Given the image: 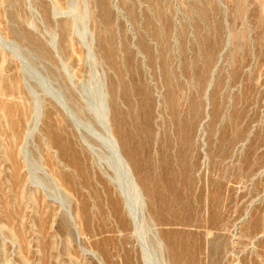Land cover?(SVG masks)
<instances>
[{
  "label": "rangeland",
  "instance_id": "obj_1",
  "mask_svg": "<svg viewBox=\"0 0 264 264\" xmlns=\"http://www.w3.org/2000/svg\"><path fill=\"white\" fill-rule=\"evenodd\" d=\"M103 1L108 7L110 16L108 30L100 26L102 22L100 0H61L62 8L59 10L55 8V12L50 0H38V7L31 5L29 6L30 10L26 4H23L20 14L24 13L23 15L28 17L33 23H38L40 32L45 38L52 37L54 32L50 30L51 27H47L41 20L43 14L47 12L51 17L55 16L59 17V19H65V16H69L73 22L74 36L78 39L77 41H83L82 39L86 37L91 43L94 40V43H96L98 34L105 38L108 31L112 32L113 44L116 49L117 59H120L123 76L120 77L119 71L105 58H103L105 59L104 61L100 59L101 64L98 65L90 61L83 68L84 71H82V64L78 65L80 61L75 56L71 63L74 62L73 64H76L75 67L73 66L77 70L76 74L80 73L74 79V83L79 85L80 91L85 88L87 92H97L101 83L109 85L111 80L114 81V78L120 77L118 78L120 84L122 85V82L124 84L128 83L130 92H149L153 102L151 105V111H153L150 126L153 131V138L156 139L151 148L150 162L140 173L148 177L150 181L156 180L155 184L157 186L154 187L159 188L161 197L158 196L159 199L155 197L152 201L155 207L157 206L156 208L161 210L163 217L161 222L155 219L156 224L151 220L142 219V221L141 218L136 219L135 230L140 235L138 237V239L140 238L139 242L145 236L143 241L146 240L145 245L147 243L145 254L147 258H144V260L148 259L146 261H150L146 262V264H164V261L159 257L162 256L165 261H169L167 258L172 254L174 255V260L170 257L172 258V264H264V0ZM13 10V4L8 0H0V31L9 41L18 44L14 43L18 46L15 50L18 55L22 56L19 55L18 58H23V63L18 61L17 64L18 68L20 67L19 63H22L24 67V69L20 70L22 80L29 84L28 86L23 84V96L26 101L28 100L29 104L32 103L34 95L44 98L42 99L43 103L44 100L46 102L44 103V108L49 106L51 112H49L44 124H42L43 118L36 126L35 120L38 115H42V112L34 111L32 106L29 105L28 116L18 127L21 128V136H24V139L26 136V140H22L20 144L22 148L27 144L28 135L31 134L33 137L28 143L29 162L33 165L29 166V164V168L26 166L25 169L23 166L22 172L26 176L28 183L29 179L31 180L32 177L38 175L47 184V187L36 182L29 183V189L27 190L25 189L26 187H21L20 177L12 172L11 166L8 165L9 169L6 165L7 163L4 164L1 160L4 148L2 143L4 141L0 140V181L2 182V184L0 182L2 185L0 187V206L3 205L0 207V264H25L20 259L24 254L27 257L26 264H58V260H60L59 264H126L127 258H131L132 264H136V262L137 264H143L138 248L140 245L137 244V240L134 241L135 238L133 239L132 222L127 219L128 228H126V224L125 228H123L124 226L118 227L119 219L113 211L104 177L100 178L96 172V177L88 171L83 173L84 171L80 169V165H66V159L63 158L66 163L63 167L67 170L70 179L69 182H66L70 186L66 187L70 190L67 193L60 191L68 202L64 203L55 197L56 192L58 194V190L53 186V182L50 181L47 175L48 167L44 164V159L38 153L37 147H39L44 130L47 133H56L58 128H62V126L59 127L61 125L57 118L59 115L51 104V101H55V93L48 90L62 89V93L67 92L64 86L57 81L58 79H54L48 74H46L47 77L45 76L46 71L43 66L49 68L46 61L36 59L34 58L35 56L33 57L29 54L27 46L18 40L16 41L9 29L6 28L5 25L9 23L10 19H7L6 14L8 15ZM159 31L163 33V40L159 39L156 34ZM141 36H143L149 50L155 56L153 62H151L150 57L148 58L146 50H143L140 45ZM125 42H127L126 45L124 44ZM79 44H76L78 49ZM162 45H165L164 53L161 52ZM125 46H127L126 49H124ZM11 50L13 51V49L9 48L3 49L5 52H10ZM126 51H129L131 58H127L128 53ZM165 59L168 62L170 81L173 85L177 84V86L174 85L175 92L184 93L181 112L188 113L187 105L189 106L191 102H196L199 108V116L197 115L189 133V143L186 146L184 145V147H181L178 142V134L175 131L176 127L169 114V109L164 107V97L169 92V83L164 75L163 68ZM16 61L17 59H15L14 64ZM11 62L8 64L7 61H4L3 65H1L0 83L2 84H4L5 80V84H9L8 80L10 78L8 75L18 73V69L16 70L13 62ZM125 66L126 68H124ZM40 73L44 74V77H40ZM100 74H105L102 79ZM137 83L142 86L139 90L134 89ZM30 88L34 92H28ZM119 90L117 92H123V86ZM7 92L12 91L8 89ZM141 93L136 94L134 96L135 99L136 97L139 98V96L142 99ZM120 104L122 108L124 107L123 109L127 107L125 100L124 102L122 100ZM75 110L80 114L78 108L75 107ZM161 111H163L164 115ZM158 114L162 115L159 116ZM47 124L48 128H44ZM69 127L74 130L71 121ZM83 127H85L84 124ZM165 134L166 136H171L170 140L173 137V140L170 142L171 144H167L165 150H160L162 142H165ZM39 149L41 150V146ZM54 151V148H47L46 150L47 154H54ZM42 152L45 153L44 146H42ZM186 154L187 156H185ZM214 155L216 156L214 157ZM20 158L27 159V157H23L22 153ZM103 161L105 162L106 160ZM8 173H11V175L9 176ZM12 175L15 176V179ZM190 177L191 180H187ZM90 181L91 183L89 184ZM159 181L162 182L158 183ZM218 182L219 186L217 188ZM220 184L222 188H220ZM192 188L195 189L193 190ZM100 192H103V194H100ZM2 194L3 197L5 196L4 198H2ZM30 194V198L33 197L31 200L29 198ZM105 194L106 197H100ZM13 195L16 196L13 197ZM219 196L220 198H218ZM135 200L134 198V203L131 200L134 208L137 206ZM5 202H7V206ZM104 203L107 205H105V208ZM11 205L13 206L10 207ZM137 207L134 211L135 214L137 213L136 217L138 218L137 215L140 213ZM166 211L169 212L167 213ZM15 213L16 215L18 214V217H16ZM65 213L74 216L75 225L70 219L67 223L69 236L66 235L65 230H61V232L58 231L60 228L57 229L61 220L60 217L64 216ZM92 213H94V217H92ZM10 215L14 218L10 217ZM82 218L89 222V228H85L86 230L80 229L82 225L79 223V219ZM174 220L176 222L178 220L179 223L176 224ZM92 225H95V227L93 226L94 229H92ZM6 227H10L9 230H6ZM11 230L14 232V236ZM76 231L79 232L76 233ZM16 232L19 234L17 235ZM40 232L43 233L41 234ZM96 232L97 236H95ZM183 232L185 233L183 234ZM167 236L170 237L168 238ZM158 238H161L164 244L162 255L159 254ZM22 239L24 240L22 241ZM103 240L105 241L103 242ZM133 245H135V252L132 250L130 252V248H133ZM94 249L96 250L94 251ZM70 252L73 253H71L73 258H70ZM127 252L130 254H126Z\"/></svg>",
  "mask_w": 264,
  "mask_h": 264
},
{
  "label": "bare ground",
  "instance_id": "obj_2",
  "mask_svg": "<svg viewBox=\"0 0 264 264\" xmlns=\"http://www.w3.org/2000/svg\"><path fill=\"white\" fill-rule=\"evenodd\" d=\"M8 1L11 4H13L14 10H13V12L8 13V15L6 14L7 19L10 18L9 21H8L9 23L5 25L6 28L9 29V31L12 33V35L14 36L16 41L18 40L20 43L25 44V46H27V48H28L27 51H28L29 54H31L33 57L35 56L34 58H36V59H39V60H42V61H46V64L49 65V68L43 66V68L46 71L45 76L47 77L46 74H48V75H50V77H53L54 79H58L57 81H59L61 83V85L64 86V88H65V90L67 92V93H62L63 92L62 89H60V90L59 89H49L48 90V91H50L52 93L53 92L55 93V96H56V98H54L55 101H51V104H52V108L59 115V117H57V118L59 119L61 125H59L58 122L57 123H58L59 127L62 126V128H58L56 133H54V132H48L47 133L44 130V133L41 135L42 143H41V141L39 142V147L41 146V150L39 149V147H37V149L39 151L38 153H40V156L42 157V159H44V164L48 167L47 168V170H48L47 175L49 176L50 181L53 182V186L57 188L56 190H58V194L56 192L55 197L58 200L63 201L64 203L68 202L67 199L63 195H61V191H63L64 193H67L70 190L68 187H66V186L69 185V184L67 185L66 182H69L70 179H69V174H68L67 170H65L64 167H63L66 164L64 162L63 158L66 159V162H67L66 165H80L81 166L80 169L82 171H84L83 173H86L88 171V172L92 173V175H95V172H96V174L97 173L99 174L100 178L104 177L105 178V185H107V187H108V188L107 187L106 188L108 190V193L110 194V200L112 202L111 204L113 205V211L115 212V214L118 216V219H119L118 227L124 226L123 228H125V224H126L127 225L126 228H128V220L127 219H129V221L132 222V228H133V232H134V235L132 234L133 235V239L135 238L134 241L137 240L138 241L137 244L140 245L138 248H139V252L141 254L142 260H143V264H146V262L148 263L150 260L149 261H146L148 259L144 260V258H147V256L145 255L146 254L147 243L145 245L146 240L143 241L145 236L139 242L140 238L138 239V237L140 235L138 233H136L137 231L135 230V227H136L135 223H137L136 219L141 218V220L142 219L143 220L146 219V220H149V221L151 220V221H153L156 224L155 219L156 220L158 219L161 222L162 221V217H163L161 210L156 208L157 206L155 207V205H154V203L152 201L153 198H155V197H156V199L157 198L159 199L158 196L161 195L159 188L158 187H154V186H157V184H155L156 180L154 179V181H150V179H148V177H145V176L141 175V173H140V171H143V169L146 168L147 165L150 162L149 159H150L151 148H152L153 142L156 139V138L155 139L153 138V135H152L153 131H152V128L150 126L151 116H152V111H153V110L151 111V105H152L153 102H152V99L150 97L149 92H142V93L141 92H130L131 90L128 87V83L124 84V82H122L123 84L122 85L120 84L118 78L123 76L122 75L123 72H122V68H121L120 62H119L120 59L119 60L117 59L116 49H115L114 44H113L112 32L108 31L107 37H105V38L101 37L98 34V39H97L96 43H94L95 40L91 43L90 40L87 39L86 37H85V39L84 38L82 39L83 41H77L78 39H76V37L74 36L73 22H72V19L69 16H65V19H62V18L59 19V17H55V16L51 17L50 14L47 12L46 14H43V17L41 18V20L47 25V27L48 26L51 27V29L50 28L49 29L53 30L54 32H53V36L52 37L45 38L40 32V28L38 26V23H36V22L33 23L30 19H28V17H25L23 15L24 13L20 14V10L23 7V4H26L28 9L30 10L29 6H31V5H33L35 7H38V0H8ZM50 1H51V3L54 6V12H55V8L58 9V10L60 8H62V4L60 3L61 0H50ZM99 5H100V14L102 16V20H101L102 22L100 23V26H103V27H105L108 30V24H109V19H110L109 12H108V7H107V5L104 4L103 0H100V4ZM46 10H48V9H46ZM6 32H8V31H6ZM156 34L159 36V37L157 36L159 39L160 38H161V40L164 39L163 33L161 31L156 32ZM48 36H49V33H48ZM5 37L6 36H4L2 34V32L0 31V48H1V50H0V71H1V65H3L4 61H7L8 64L12 61L13 64H14L15 59H17L16 63L14 64V67H15L16 70L18 69V73L17 74L11 73L10 75H8L9 78H10L8 80L9 84H5L6 80L4 81V84L0 83V140L4 141V143H2L4 145V148H3L2 155H1V160L4 162V164L7 163L6 164L7 167L11 166V168L13 170L12 172L16 176L20 177V179H21L20 186L24 187V188L26 187L25 188L26 190L29 189V183H31V182L32 183L36 182L37 184H42L44 187H47V184H45L43 179L38 177V175L35 176V177H32L31 180L29 179V183H28V180H27L26 176L22 172L23 166H24V169H25L26 166H27V168H29L28 165L30 164V162H29V147H28V143H30V141H31V139L33 137H32L31 134H29L28 135L27 144H26V146L24 148H22V146H20V144H21L22 140H26V136H25V139H24V136H21V132H20L21 128H18V127H20L21 123H23V121L26 120V117L28 116L29 105L32 106L34 111L38 110V112H42V115L41 116L38 115V117L35 120L36 126L38 125L39 121L40 122L42 121L43 118H44V120H43L42 124H44V121L48 117L49 112H51V110L49 109V106L47 108H44L45 107L44 103H46L45 100H44V103H43L42 99H44V98H40L37 95H34V98H32V103L31 104H29L28 100L27 101L25 100V97L23 96L24 91L22 89H24V85L28 86L29 84L22 80V74L20 73V70L24 69V67L22 66V63H23L22 59L23 58L21 59L22 56L20 54L19 55L21 57L18 58L19 55L17 54V52L15 50V48L18 47V46L15 45L17 43L9 41ZM77 43H80L79 44L80 45L79 49L76 46ZM124 44L126 45L127 42H125ZM140 45L143 48V50H146V52H147L146 54H147L148 58L150 57L151 62H153L155 60L154 59L155 56L152 53V51L149 50V47H148L147 43L145 42V40L143 39V36H141ZM164 46L162 45V47H161V52H163V53L165 52V47ZM6 47L9 48V49H13V51L11 50L10 51L11 53L3 51V49L4 50L7 49ZM126 47L127 46H125L124 49H126ZM126 52L128 53L127 58H131L129 51H126ZM77 54H78V56H77ZM75 56H76V59H78V61H80V62L77 61L78 65L80 63L82 64V67H81L82 71H84L83 68L85 66H87V64L90 61H93L94 64L98 65V64H101V60L103 58H105V59H107V61H109V63H111L114 66L115 69H117L119 71L120 77H118L116 79L114 78V81L111 80V83H109V85H105V83H101L100 82L101 85H99V91L97 90V92H92V93L91 92H87V90H85V88H83L80 91L79 88H78L79 85H76L74 83V79H76L77 76L80 73L76 74L77 70H75V68H73V66L75 67L76 64L74 65L73 64L74 62L71 63V60ZM105 59H103L102 61H104ZM123 59H122V61H123ZM18 61H21L22 63L20 62L19 63L20 67L17 68ZM124 64H125V62H124ZM106 65H104V66H106ZM167 65H168V62L165 59L164 63H163V68H164V75L167 78L168 83H169L168 84L169 92H167V95L164 97V107L165 108L168 107L169 114L171 115V119L173 120L174 125L176 127L175 131H177V134H178V136H177L178 137V142L181 145V147H184V145L186 146L189 143V139H190V136H189L190 134L189 133L192 130V127L194 125V121H195V119H196V117L198 115V112H199V108H198V104L196 102H191L189 104V106L187 105L188 113H182L181 112L182 111L181 108H182V104H183L182 100H184V93L183 92H175L176 91L175 90V86H177V84L175 83L174 84L175 86H174L171 83ZM107 67L110 68L109 66H107ZM124 68H126V66ZM131 69H133V68H131ZM128 71H130V70H128ZM134 74H135V72H134ZM39 75H40V77H44L43 76L44 74H42V73H40ZM103 75H105V74H100V78L101 79H102ZM114 76H116V75H114ZM122 86H123V92H117V91H120L119 89H120V87L122 88ZM140 87L142 88L141 84L137 83V85L134 86V89L139 90ZM8 89H11L12 92H7ZM74 91H76V92H74ZM28 92H34V90L32 88H30V90ZM140 93L142 94V96H141L142 99L140 98V96H139L140 99L138 97H136V99H135L134 96L136 94H140ZM119 97H121L120 99H122L123 102L125 100V102L127 104V107L125 106L126 107L125 109H123L124 107L122 108V106L120 104L122 102V100L120 102V99H118ZM47 102L49 103V101H47ZM123 104H125V103H123ZM75 107L79 109L80 114L76 112ZM50 108H51V105H50ZM162 108H161V110H163ZM158 112L160 113V111H158ZM162 112L163 111H161V113ZM162 114H160V115H162ZM163 117H165V116H163ZM70 121H71V125L73 126L74 130L71 127H69ZM33 123H34V118H33ZM155 123H154V125H155ZM83 124H84L85 127H83ZM47 126H48V124L46 126H44V128H48ZM163 126H164V123H163ZM154 129H155V127H154ZM165 131H167V130H165ZM166 134H167V132H166ZM166 134L164 135V137H165L164 141L165 142H162L160 150L161 149L165 150V148L167 147V144L169 145V143L173 140V137H172V140H170L171 136H166ZM22 135H24V134H22ZM45 144H46V146H45ZM160 144H161V142H160ZM175 144H177V143H175ZM35 146H36V144H35ZM42 146H44L45 153L42 152ZM47 148H49V149L54 148L55 149L54 154H47V152H46ZM107 149H108V151H107ZM221 152H222V150H221ZM21 153H22L23 157L24 158L27 157V159H21L20 158V154ZM156 154H158V153H156ZM185 156H187V154ZM215 156L216 155H214V157ZM173 158H174V156H173ZM166 159H167V157H166ZM103 160H106V161L104 162ZM39 161H40V159H39ZM70 162H72V163H70ZM192 162H193V159H192ZM216 164H218V163H216ZM32 165L30 164L29 166H32ZM41 167H42V165H41ZM9 169H10V167H9ZM3 170H5V169H3ZM1 173H4V172H1ZM8 174H9V176L11 175V173H8ZM74 174H76V173L74 172ZM147 174H148V172H147ZM185 174H186V172H185ZM154 175L156 176L155 173H154ZM9 176H7V177H9ZM76 176H79V175H76ZM96 176L97 175H95V177ZM88 177H89V175H88ZM13 178L15 179V176H13ZM95 179H94V181H95ZM96 180H98V179H96ZM187 180H191V177L189 179H187ZM6 181L9 183L8 180H6ZM161 182L159 181L158 183H161ZM176 182H177V180H176ZM90 183H91V181L89 182V184ZM1 184H2V182H1ZM1 184H0V187L2 186ZM11 185H12V183H11ZM73 185H74V183H73ZM83 185H84V183H83ZM15 186H16V184H15ZM99 186H101V185H99ZM218 186H219V182H218L217 188H218ZM220 186H221V184H220ZM9 187H11V186H9ZM17 187H18V185H17ZM95 187H96V185H95ZM84 188H85V186H84ZM84 188H82V189H84ZM220 188H222V186ZM71 189H72V187H71ZM215 189H216V185H215ZM48 190H50V189H48ZM28 191H30V190H28ZM11 192H13V191H11ZM76 192H77V190H76ZM100 194H103V192L102 193L100 192ZM106 194L103 195V196L101 195L100 197H102V198L106 197ZM145 194H146V196H145ZM76 195H77V193H76ZM14 196H16V195H13V197ZM18 196H19V194H18ZM26 196H27V194H26ZM30 196H31V194L29 195V198H30ZM191 196H192V194H191ZM4 197H3V194H2V198H4ZM7 198H10V197H7ZM31 198H33V197H31ZM31 198H30V200H31ZM134 198L136 199L135 202H136V205L138 206V207L136 206L137 210L140 213L139 215H137L138 218L136 217L137 213L135 214V211H134L136 207L134 208V206H133L134 204H132V202L134 201ZM176 198H178V196H176ZM218 198H220V196ZM18 199L20 200V198H18ZM13 200L15 201V199H13ZM131 200H132V202H131ZM188 200H189V198H188ZM14 201H12V202H14ZM7 202H5L6 206H7ZM160 203H162V201H160ZM190 203H191V201H190ZM105 205H106V203H104V208H105ZM108 205H109V203H108ZM2 206H0V207H2ZM12 206L13 205H11L10 207H12ZM19 206H20V204H19ZM21 206H23V205H21ZM149 206H150V208H149ZM32 207H33V205H32ZM99 209L101 210V208H99ZM151 209H152V211H151ZM100 210H99V212H100ZM4 211H6V210H4ZM162 211H163V209H162ZM169 211H166V212L168 213ZM82 212H81V214L84 215V213H82ZM108 213H109V211H108ZM196 213H197V211H196ZM79 214H80V212H79ZM90 214H91V212H90ZM93 214L94 213H92V215ZM15 215H16V213H15ZM17 215H16V217H18ZM4 216H6V215H4ZM11 216L12 215H10V217ZM20 216H22V215H20ZM167 216H166V218H167ZM79 217H81V216H79ZM92 217H94V215ZM60 218H61V220L58 223L59 225H58L57 229L60 228L58 231L65 230L66 231V235L69 236V231H67L68 230L67 227H69V226H67V223H68V221L71 220L72 223L75 225L74 216H72V215L70 216L67 213H65L64 216H61ZM175 218H176V216H175ZM185 218H186V216H185ZM20 219H22V218L20 217ZM98 219H99V217H98ZM173 219H174V216H173ZM180 219H181V217H180ZM92 220H93V218H92ZM169 220L171 221V219H169ZM75 221H76V219H75ZM91 222H93V221H91ZM79 223L82 225V227L80 226V229L81 228H83V229L89 228V226H88L89 222L85 221L83 218L79 219ZM138 223H139V221H138ZM177 223H179L178 220H177L176 224ZM69 224H70V222H69ZM112 224H113V222H112ZM164 225H166V224H164ZM93 226L95 227V225H92V229H94ZM7 227L5 229L9 230V228L11 226L9 228H7ZM108 227H109V225H108ZM77 229H79V228H77ZM17 230H14V231H17ZM99 231H100V229H99ZM19 232H21V231H19ZM78 232L79 231H76V233H78ZM89 232H87V233H89ZM155 232H156V230H155ZM178 232H180V231H178ZM12 233H13V236H14V232L13 231H12ZM93 233H95V232H93ZM184 233L185 232H183V234ZM18 234L19 233H17V235ZM73 235H74V233H73ZM100 235L102 236V234H100ZM10 236H12V235H10ZM19 236H21V235H19ZM48 236H50V235H48ZM95 236H97V232H96ZM21 238H23V237H21ZM72 238H74V237H72ZM78 238H79V235H78ZM221 239H223V238H221ZM23 240L24 239H22V241ZM66 240H67V237H66ZM108 240L110 241V239H108ZM179 240H180V238H179ZM97 241H96V243H97ZM104 241L105 240H103V242ZM101 242H102V240H101ZM117 242H118V240H117ZM68 243H70V242H68ZM123 243H125V242H123ZM214 243H213V245H214ZM157 244L159 245L158 247H159V250H160V253H159V251H158V253L161 254L162 253V249H164V244H163L161 238H158ZM53 245H54V243H53ZM65 245H66V243H65ZM99 245H101V244H99ZM216 245H217V243H216ZM134 246L135 245H133V248H130V252H131V250L135 252ZM180 247H181V245H180ZM49 248H51V247H49ZM69 248H71V247H69ZM167 248H169V247L167 246ZM105 249H107V248H105ZM95 250L96 249H94V251ZM101 251H102V249H101ZM179 251H180V249H179ZM202 251H203V249H202ZM22 252H23V250H22ZM71 253L72 252L69 253L70 254V258L72 257V254H73V253L72 254ZM186 253H184V254H186ZM69 254H68V256H69ZM126 254H130V253L127 252ZM171 254H172V252H171ZM52 255H53V253H52ZM131 255H133V254H131ZM107 256H108V254H107ZM173 256H174L173 254L170 255V257H172V258H173ZM53 257H55V256H53ZM101 257H103V256H101ZM132 257H134V256H132ZM170 257L167 258V259H169V261H165L164 257H162V256L159 257V258H161V260L164 261V264H167V263L168 264H172L173 263L172 262V258H170ZM20 259H21L22 263H25V264L27 263V257H26L25 254H24L23 257H20ZM130 259L127 258L126 264H132L131 263L132 261ZM139 260H141V259H139ZM170 260H171V262H170ZM173 260H174V258H173ZM58 261L60 262V260H58ZM185 261H186V259H185ZM59 262H58V264H59ZM136 264H137V262H136Z\"/></svg>",
  "mask_w": 264,
  "mask_h": 264
}]
</instances>
